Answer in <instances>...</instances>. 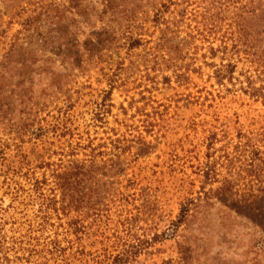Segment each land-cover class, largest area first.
Here are the masks:
<instances>
[{
	"label": "rangeland",
	"instance_id": "rangeland-1",
	"mask_svg": "<svg viewBox=\"0 0 264 264\" xmlns=\"http://www.w3.org/2000/svg\"><path fill=\"white\" fill-rule=\"evenodd\" d=\"M247 1L0 0V264H42L55 239L49 264H264V68L249 54L264 34L241 35ZM79 143L96 162L73 194L78 236L55 219L44 233L39 167Z\"/></svg>",
	"mask_w": 264,
	"mask_h": 264
},
{
	"label": "trees",
	"instance_id": "trees-1",
	"mask_svg": "<svg viewBox=\"0 0 264 264\" xmlns=\"http://www.w3.org/2000/svg\"><path fill=\"white\" fill-rule=\"evenodd\" d=\"M72 1H76L78 3L81 0ZM247 2L248 4L242 7L245 9L243 14L249 15L251 20H248L249 24H244L242 21V15L240 16L238 22L240 33L242 36L247 38L253 37L254 35H256V37H260L262 34H264V0H258V5L255 4V0H248ZM41 9L43 10V15H46V18L49 19L50 14L52 13L51 8L45 6V4L42 3ZM35 13L36 11L34 9L32 13L33 15H31V17H29L28 21L26 22L28 23L26 24V27H35V24L39 22V16H34ZM15 16H18V14ZM39 36H41L42 40L44 41L50 40L47 38V36L44 37L42 34H39ZM249 48V54L255 58L254 63L258 65L259 68H264V54H262V57L257 53H252L254 46ZM20 50L21 48L15 49L14 53L11 54L10 57H13L15 53H19ZM39 131L42 137L45 135L46 131L51 134L55 133L57 135L61 132V126L58 124L54 125L52 128H46L44 130L40 129ZM88 148V146L82 145L80 143L76 146L69 145L66 150L64 149L61 151L60 157H62V159H59L57 162H43L41 167H39V169L45 171V174L41 179L35 180L33 187L35 188L34 193L40 207L39 212L44 217V233H46L48 227H54V225H52V220L55 219L62 223V225H59L61 229L65 228L66 231L71 235L78 236L77 228L79 227L80 222L77 217L82 214L78 213L79 209L76 207V201L73 194L75 192V186L77 185L78 180H80V177H86L89 175L87 172L90 168V163H94L92 161L95 160L93 159L90 161V159H86L80 161L77 160L76 157L80 155L79 152H85ZM236 149L246 150V152L251 155H255L260 152L253 144H251V146L245 145L244 147H236ZM55 154L59 155L58 153ZM260 170H262V165H259V168H257L256 172L260 173ZM257 177L259 176L256 175V178ZM230 192L232 193V191ZM231 195L233 196L234 194L232 193ZM189 212L190 209L185 208L183 218H181L180 221L186 219ZM75 213L78 214L75 215ZM131 221L132 216L128 214L127 217L124 218L123 222L125 224L131 223ZM58 243V240L55 239L54 241H51L50 246H43L44 251L40 253L42 257L39 259L42 261V264H49L50 256H52V258L56 256H62L63 250L58 246Z\"/></svg>",
	"mask_w": 264,
	"mask_h": 264
}]
</instances>
